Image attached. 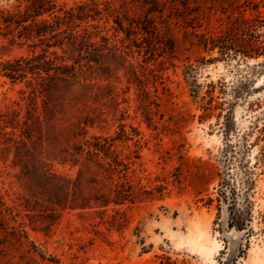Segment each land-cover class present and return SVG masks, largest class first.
<instances>
[{
    "label": "rangeland",
    "instance_id": "obj_1",
    "mask_svg": "<svg viewBox=\"0 0 264 264\" xmlns=\"http://www.w3.org/2000/svg\"><path fill=\"white\" fill-rule=\"evenodd\" d=\"M95 1L103 15L91 24L121 53L99 42L80 81L46 80L42 94L36 79L0 78V113L30 131L1 137L0 192L10 224L54 258L13 249L0 264H221L228 189L231 223L248 231L234 264H264V56L206 52L177 19L166 30L169 10L157 31L127 37ZM206 7L193 26L217 37L229 20ZM9 40L0 36V62L31 54ZM93 136L129 139L116 147L126 174L88 155ZM125 180L140 199L105 206Z\"/></svg>",
    "mask_w": 264,
    "mask_h": 264
},
{
    "label": "trees",
    "instance_id": "obj_2",
    "mask_svg": "<svg viewBox=\"0 0 264 264\" xmlns=\"http://www.w3.org/2000/svg\"><path fill=\"white\" fill-rule=\"evenodd\" d=\"M15 1L16 5L9 9L0 8V36L9 38L12 45H27L31 54L0 62V78H6L12 83L36 79L42 94L46 91L43 87L46 80L57 78L63 81H80L84 70L89 69L100 57L97 52L99 42L102 43L103 51L113 52L115 49L119 52L116 46H110V38L103 35V30L91 24L100 21L103 15L95 0L71 8L59 7L56 0ZM209 3L214 5L212 10L221 12L229 20L227 28L217 37L198 33L196 30V27H202V16ZM105 6L107 17L117 24L115 31L123 32L127 37L157 31L158 23L155 18H164L165 12L169 10L170 15L165 16L168 20H163L166 30L172 32V19H177L186 30L191 27L193 31L190 36L195 38L194 46L206 52L218 50L223 59L232 56L257 59L264 56V14L261 11L264 0H105ZM248 12L251 14L248 15ZM192 21L200 26H193ZM126 23L129 29L125 27ZM90 27L95 31H89ZM39 49L41 52L37 53ZM52 49H61L64 56H58ZM58 58L61 63H57ZM8 116V113H0V140L17 130H21V138H28L29 129H24L19 120L16 122ZM127 141L129 139L126 136H93L84 146L89 156L103 160L112 172L120 175L126 174L128 164L119 158L117 142ZM128 183V180L122 182L110 200L104 202L105 206L134 203L140 199L141 195L133 192ZM228 191L230 193V189ZM10 217V209L0 192V258H5L9 251L18 249L22 253L24 251L42 260L54 262V258H48L47 253L36 246L24 230L10 224Z\"/></svg>",
    "mask_w": 264,
    "mask_h": 264
},
{
    "label": "water",
    "instance_id": "obj_3",
    "mask_svg": "<svg viewBox=\"0 0 264 264\" xmlns=\"http://www.w3.org/2000/svg\"><path fill=\"white\" fill-rule=\"evenodd\" d=\"M228 191V195H229ZM230 205L231 200L228 197L227 201L224 202L222 207V218H221V226L220 233L222 237L227 242V250L222 258L221 264H234L236 257L240 254L242 248L244 247L246 240V234L248 233L247 228H239L236 225H231L230 218ZM236 236V239L233 240L232 237Z\"/></svg>",
    "mask_w": 264,
    "mask_h": 264
},
{
    "label": "bare ground",
    "instance_id": "obj_4",
    "mask_svg": "<svg viewBox=\"0 0 264 264\" xmlns=\"http://www.w3.org/2000/svg\"><path fill=\"white\" fill-rule=\"evenodd\" d=\"M199 241H200V240H199ZM198 244H199V243H198ZM200 245H201V244H200ZM203 245H204V244H203ZM198 249H199V248H198ZM200 249H201V248H200ZM200 249H199V250H200ZM212 249H213V248H212ZM203 250H204V249H203ZM200 251H201V250H200ZM206 252H207V251H206ZM209 255H210V254H209ZM212 255H214V254H212Z\"/></svg>",
    "mask_w": 264,
    "mask_h": 264
}]
</instances>
